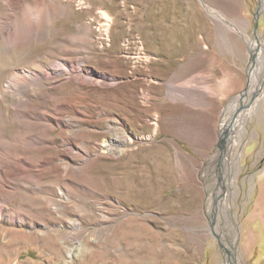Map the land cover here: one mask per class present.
I'll use <instances>...</instances> for the list:
<instances>
[{
  "label": "rangeland",
  "instance_id": "1",
  "mask_svg": "<svg viewBox=\"0 0 264 264\" xmlns=\"http://www.w3.org/2000/svg\"><path fill=\"white\" fill-rule=\"evenodd\" d=\"M259 1L0 0V88L17 70L62 62L65 71L117 78L108 86L88 74L83 82L62 74L54 88L44 81L41 157L53 145L55 161L35 202L45 212L35 228L24 226L37 239H0V264H228L233 235L243 262L264 264V94L242 134L236 224H218L209 202L225 193L222 121L249 93V40L264 39ZM58 100L65 109L56 110ZM9 108L0 96V132L24 130L4 117ZM116 135L122 145L103 149Z\"/></svg>",
  "mask_w": 264,
  "mask_h": 264
},
{
  "label": "bare ground",
  "instance_id": "2",
  "mask_svg": "<svg viewBox=\"0 0 264 264\" xmlns=\"http://www.w3.org/2000/svg\"><path fill=\"white\" fill-rule=\"evenodd\" d=\"M261 9H264V0H261ZM212 15L213 17L218 18L222 21H227L219 13L212 12ZM36 32L37 31L32 28V30L30 31V35H33ZM262 36L263 35L258 32L257 38L254 39L256 41L249 40L251 56L253 57L250 63L251 67L249 69V86L247 87L250 88L249 93L244 90V92L236 96L235 99H233L229 103L227 108V115L224 116V119L222 121L223 127L221 129L222 135L220 141L223 147V152L219 155L218 163L221 166L220 184L224 188L225 193L218 200L217 191H215L214 189L215 192L211 195L210 201L208 200L210 202V210L212 211L213 215L216 216L215 218L217 219V222H219L218 224H220L222 219H225L229 225V228H232V226L236 224L234 222L233 215L231 214V210L234 205L233 194L237 192L239 162L244 154V149H242L241 147V144L243 142L242 134L246 130V122L253 119L255 111L258 110L260 100L262 99L264 94L261 85L258 86L259 82L261 84V79L264 76V39L262 38ZM18 41L19 40L15 38L13 41H11V43L13 42L12 44H15ZM45 67H47L46 70H44L45 72H43L42 69H22L15 71L13 75L10 76V78L1 87L2 90L0 91L1 99L5 101L6 104L8 103V108L11 106V108L7 109L5 114L3 113L4 117L6 119L10 118V122L19 121V126L24 128V130L22 129V131L14 134L0 132V223L6 221L8 222L7 226L0 224V239L7 238L9 242L17 241V239L32 242V240H30L31 238L37 239L39 235L37 229L26 230L24 229V226L29 224L31 227L35 228L37 224L36 218L39 217L43 212H45L43 211V208H41L40 205L36 204L35 202L39 203L42 199L40 198L41 194L39 195L38 193V191L43 190L42 174L44 173L45 169L51 170L52 164L55 161L51 152V150L54 148L53 145L48 147L47 152L49 155L46 158L41 157V154H43L44 152L42 142L44 139L43 136L45 128L44 123L42 122L41 111L43 109H41L40 106V99L44 98V81L53 80L54 82L51 86L52 88H54L58 83L55 82L56 77L58 78L62 74H65L66 80H77L79 82H83L85 79H88L86 77L88 74V76L92 77L95 83H100L105 86L111 85L114 80L117 79L116 77L109 78L105 73H98L97 71L93 70L85 73L84 69L81 66L78 67L77 70L69 69L65 71L64 67H67V65L63 62L61 64L59 63V65L56 66L47 65ZM31 90L33 91V93L35 92L37 96L32 97L34 95H30V92H32ZM260 90L261 94L260 96H257ZM187 97L189 99L192 98L191 95ZM59 100L57 101V103L55 101L56 110L65 109L67 103L65 105H62ZM190 101L196 105H205V101L203 100L195 101L191 99ZM3 121L5 125L8 124L7 122H5V119ZM47 126L49 133L55 128L54 125L49 124ZM1 127L0 129L2 130ZM67 141H69V139ZM115 143L117 144L116 146H119L121 144L118 135L113 138L111 137L106 138L105 140L103 139V149L111 150L112 147L115 146ZM33 155L37 157L35 158L33 157ZM71 165L72 164L69 163L64 164L63 174L67 175L69 170L71 171V169L73 168ZM29 188H32V190ZM47 210L51 212L52 208H48ZM37 220L39 221V219ZM49 230V228H46L45 233ZM236 237L237 235H233L232 242H229L227 239H225L228 242V248L230 250L229 256L227 258V263L246 264L242 261L241 256L237 250ZM37 241L38 240H36V242ZM248 242L249 240L246 242V244H249ZM36 245L38 247V244ZM2 246H4V244ZM15 248L16 247H14V249ZM68 250V255L70 257H73L76 253L74 249ZM19 254L20 252L16 254L15 258H18ZM5 264H7V262ZM17 264L20 263L17 262Z\"/></svg>",
  "mask_w": 264,
  "mask_h": 264
},
{
  "label": "water",
  "instance_id": "3",
  "mask_svg": "<svg viewBox=\"0 0 264 264\" xmlns=\"http://www.w3.org/2000/svg\"><path fill=\"white\" fill-rule=\"evenodd\" d=\"M260 10H261V0L259 1V5H258V9H257L256 15L259 13ZM256 24H257V22H256ZM248 85H249V83H248ZM219 147H220L221 153H222L223 152V147H222V144L221 143H220Z\"/></svg>",
  "mask_w": 264,
  "mask_h": 264
}]
</instances>
